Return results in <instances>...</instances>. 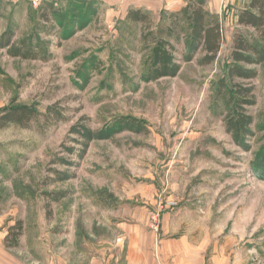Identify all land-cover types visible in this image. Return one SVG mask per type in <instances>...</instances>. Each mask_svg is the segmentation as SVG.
I'll return each mask as SVG.
<instances>
[{
  "label": "rangeland",
  "instance_id": "1",
  "mask_svg": "<svg viewBox=\"0 0 264 264\" xmlns=\"http://www.w3.org/2000/svg\"><path fill=\"white\" fill-rule=\"evenodd\" d=\"M128 1L151 8L154 30L167 28L169 11L181 5L61 0L54 4L65 20H46L41 0H0V39L12 34V46L35 55L14 57L13 47L0 46V117L13 103L41 115L28 127L0 129V261L89 264L112 252L133 211L159 221L170 206L212 202L222 263L264 264V179L252 166L264 150V64L250 82L257 102L249 151L225 130L230 93L221 84H230L234 14L247 0H209L226 31L214 63L200 65L198 56L177 77L150 82L152 44L121 15ZM124 117L141 129L122 126ZM84 128L92 139L82 158ZM197 188L210 195L191 194ZM19 222L18 240H4Z\"/></svg>",
  "mask_w": 264,
  "mask_h": 264
},
{
  "label": "trees",
  "instance_id": "2",
  "mask_svg": "<svg viewBox=\"0 0 264 264\" xmlns=\"http://www.w3.org/2000/svg\"><path fill=\"white\" fill-rule=\"evenodd\" d=\"M52 1V2H48ZM57 1L46 0L42 2L43 18L49 20L48 14L60 20H65L60 8H55ZM209 0H187L184 6L178 11L168 13V25L152 29L151 14L141 9L130 8L127 11L126 19L132 23L142 26V39L152 44L149 57L148 69L144 74L145 81H157L163 78L177 77L182 71V62H193L198 56L200 65L214 63L226 42V31L222 21L217 15H213L207 9ZM56 2V4H54ZM49 9V10H48ZM59 11V12H58ZM58 12V14H57ZM235 29L232 34L227 68V79L230 83L221 82L223 89H227L230 97L228 99V113L225 117V130L232 135L236 144L249 151L248 139L253 136L254 117L249 108L256 105L255 85L251 84L258 76L255 68L264 64V0H247L245 4L237 9L234 14ZM160 26V25H158ZM12 34L4 33L0 39L2 48H12L11 54L14 57L23 59L35 58L34 52L25 46H12ZM183 45L182 54L179 60V46ZM243 82V83H242ZM232 105V107H231ZM51 111V110H50ZM41 116L40 113L28 105L12 104L0 117V129L9 125L28 127L29 124ZM120 124L127 129L139 131L137 120L134 118H122ZM87 142L84 143L83 153L91 141L89 129L80 130ZM89 141V142H88ZM253 169L259 178L264 179V150L260 151L253 160ZM59 180H68V176H62L58 171ZM22 222L9 228V233L18 240L22 233ZM7 238V237H6Z\"/></svg>",
  "mask_w": 264,
  "mask_h": 264
},
{
  "label": "crops",
  "instance_id": "3",
  "mask_svg": "<svg viewBox=\"0 0 264 264\" xmlns=\"http://www.w3.org/2000/svg\"><path fill=\"white\" fill-rule=\"evenodd\" d=\"M175 1L168 0V4ZM186 1L179 0L181 5L169 12L180 10ZM132 3L128 1L122 16L126 17L130 8L151 11L141 2ZM194 192L210 195L203 188L192 189L191 194ZM211 203L170 206L167 209L171 210L159 221L142 216L144 210L133 211V220L121 224L122 235L112 252L94 257L89 264H223L222 237L214 236L222 229V223L212 216L215 208ZM0 264L4 263L0 261Z\"/></svg>",
  "mask_w": 264,
  "mask_h": 264
},
{
  "label": "built area",
  "instance_id": "4",
  "mask_svg": "<svg viewBox=\"0 0 264 264\" xmlns=\"http://www.w3.org/2000/svg\"><path fill=\"white\" fill-rule=\"evenodd\" d=\"M35 1V4L39 5V0H34Z\"/></svg>",
  "mask_w": 264,
  "mask_h": 264
}]
</instances>
